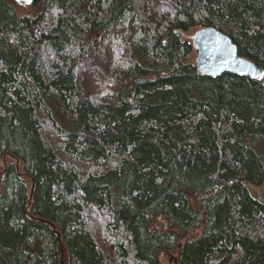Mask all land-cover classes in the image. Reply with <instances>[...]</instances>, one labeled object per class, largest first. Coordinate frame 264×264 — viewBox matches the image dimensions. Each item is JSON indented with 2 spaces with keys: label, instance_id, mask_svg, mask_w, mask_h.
<instances>
[{
  "label": "trees",
  "instance_id": "1",
  "mask_svg": "<svg viewBox=\"0 0 264 264\" xmlns=\"http://www.w3.org/2000/svg\"><path fill=\"white\" fill-rule=\"evenodd\" d=\"M29 6L0 0V264H264V0ZM194 27L262 77L203 76Z\"/></svg>",
  "mask_w": 264,
  "mask_h": 264
},
{
  "label": "water",
  "instance_id": "2",
  "mask_svg": "<svg viewBox=\"0 0 264 264\" xmlns=\"http://www.w3.org/2000/svg\"><path fill=\"white\" fill-rule=\"evenodd\" d=\"M14 1L28 6L35 0ZM193 48L198 53L196 66L205 77L217 78L224 73L250 79L262 77L261 68L241 56L232 39L214 27L201 29L193 39Z\"/></svg>",
  "mask_w": 264,
  "mask_h": 264
},
{
  "label": "rangeland",
  "instance_id": "3",
  "mask_svg": "<svg viewBox=\"0 0 264 264\" xmlns=\"http://www.w3.org/2000/svg\"><path fill=\"white\" fill-rule=\"evenodd\" d=\"M7 2H13L15 5V8L20 12V13H25L31 10L30 6H22L20 4H16L13 0H6ZM202 28L200 27H194L191 28L190 30L183 32L182 33V39L184 41H187L189 43L192 44L193 46V39L195 37V35L201 30ZM198 58V53L196 52V50L193 48V53L191 55V60L193 61V63L196 65V60ZM55 116L57 118L58 121H60V115L55 112ZM9 162L11 161V159L8 160ZM3 168V164H2V160L0 157V169ZM2 178H0V191H1V186H2ZM249 191L251 192V194L255 197V198H259V197H263L264 198V188H254L252 186H249ZM190 199L192 200V203L195 204L197 199H195L192 195L190 196ZM160 260L162 262V264H176V254L170 252V251H162L159 254Z\"/></svg>",
  "mask_w": 264,
  "mask_h": 264
},
{
  "label": "flooded vegetation",
  "instance_id": "4",
  "mask_svg": "<svg viewBox=\"0 0 264 264\" xmlns=\"http://www.w3.org/2000/svg\"><path fill=\"white\" fill-rule=\"evenodd\" d=\"M1 160H2V164H3V168L0 169V178H2L4 176V173L6 172L7 170V167H8V160L11 159L12 157L7 154V153H3L1 154Z\"/></svg>",
  "mask_w": 264,
  "mask_h": 264
}]
</instances>
